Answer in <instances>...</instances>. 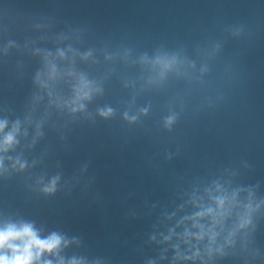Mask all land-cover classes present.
<instances>
[{"label":"water","instance_id":"water-1","mask_svg":"<svg viewBox=\"0 0 264 264\" xmlns=\"http://www.w3.org/2000/svg\"><path fill=\"white\" fill-rule=\"evenodd\" d=\"M0 123L41 261L264 264V0H0Z\"/></svg>","mask_w":264,"mask_h":264},{"label":"clouds","instance_id":"clouds-1","mask_svg":"<svg viewBox=\"0 0 264 264\" xmlns=\"http://www.w3.org/2000/svg\"><path fill=\"white\" fill-rule=\"evenodd\" d=\"M84 96L87 97L86 92ZM102 115H110V110L102 113ZM3 128L4 124L0 123V131ZM12 143L13 134H9L0 147L6 148ZM21 167L23 166L21 165ZM54 188L55 181H52L50 185L44 188V191L51 193ZM219 203L222 205L223 201ZM247 223L248 221L245 220L244 224ZM61 244L62 237L53 233L46 238H41L30 223L7 224L5 227L0 228V264H51V261L48 260L41 261V258L45 255L56 254ZM60 264H63V261H60ZM71 264H77V262L72 261Z\"/></svg>","mask_w":264,"mask_h":264}]
</instances>
